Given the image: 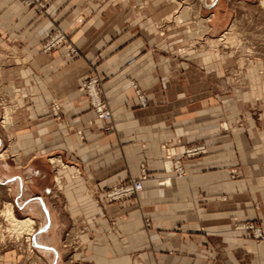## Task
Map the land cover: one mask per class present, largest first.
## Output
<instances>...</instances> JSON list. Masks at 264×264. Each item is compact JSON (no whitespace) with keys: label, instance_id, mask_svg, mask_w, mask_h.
Returning a JSON list of instances; mask_svg holds the SVG:
<instances>
[{"label":"crops","instance_id":"crops-1","mask_svg":"<svg viewBox=\"0 0 264 264\" xmlns=\"http://www.w3.org/2000/svg\"><path fill=\"white\" fill-rule=\"evenodd\" d=\"M177 10L168 0H49L40 16L20 0H0V74L28 100L15 115L12 149L29 160L25 170L4 164L0 184L14 188V204L27 216L46 218L44 234L51 236L42 250L50 255H39L47 264H71L63 238L76 222L88 228L77 256L82 264H264V240L236 229L253 223L264 231V120L254 110L262 77L256 69L248 72L249 90L216 87L232 59L193 50L179 57L187 27H154ZM226 16L212 28L215 35L227 29ZM55 31L67 36L78 56L66 47L42 52ZM94 74L104 80L112 131L96 122L79 90ZM130 79L147 107H139ZM52 103L62 107L63 125L50 116ZM242 120L246 125L237 126ZM3 143L0 136V149ZM197 145L207 154L185 158L187 173L179 177L165 148L181 157ZM57 155L80 171L77 179L73 170L60 173L77 220L54 208V172L46 173L42 162ZM142 165L144 190L133 199L99 207L82 193L102 197L111 186L141 178ZM49 205L51 229L50 216L41 215ZM0 264L22 262L11 252L0 253Z\"/></svg>","mask_w":264,"mask_h":264},{"label":"rangeland","instance_id":"rangeland-1","mask_svg":"<svg viewBox=\"0 0 264 264\" xmlns=\"http://www.w3.org/2000/svg\"><path fill=\"white\" fill-rule=\"evenodd\" d=\"M20 1L22 5H24L22 0ZM43 1L47 4L42 13L38 11L36 6H33V8L36 9L37 14L40 16L46 14L49 5V0ZM98 1L105 3L109 0ZM168 1L177 4V14L168 16L166 20L161 23H154V27L156 28V30L157 26L163 23L167 24V26L183 25L187 27V32L185 34L187 45L184 48L177 50V55L179 57H185L188 52H191V50H193L198 52L211 51L217 53L218 55L228 56L230 59H232L233 64L231 67L224 71L222 80H214V84L218 88L219 86L224 85L229 89L238 88L249 90L252 88L253 83L249 78H247V73L256 69L258 75H260L262 79L256 81L259 83V85L255 86V88H259L261 94L260 96H258L254 110L257 113L258 120L261 116L264 120V0H219L218 4L207 11V13L202 12V6L205 7L203 0ZM183 1H186L187 4H181ZM214 1L216 0H205V4L210 6ZM194 4L195 6H192ZM24 6L28 7L26 5ZM226 14H228L229 22L227 29L223 33L215 35L212 32V28L217 29V27L223 25V23L227 19ZM162 32H160L159 34L161 35ZM59 33H62L65 36L64 42L58 46L48 49L47 44L50 42L51 38ZM165 34L166 33L164 32V35ZM67 41V36L62 31H55L51 35H49L47 40L42 44V52L47 53L56 49L66 47L70 55L78 56V49L66 45ZM73 50L76 51V54L72 52ZM2 67L3 64L0 61V70ZM93 77H99L101 79L103 97L108 101L105 96L103 87L104 80L100 75H89L85 80L87 81ZM85 80L82 81L79 90H81V86ZM22 104L28 105V100L22 98L20 93L16 92V85L14 82L3 79L2 75L0 74V136L4 141L3 147L0 149L1 153H4V157L0 158V171H2V169L4 168V164H8L13 169L25 170L29 168V160H20L19 157H16V153L12 149L15 143V138L12 135L13 127L15 124V115L20 110V106ZM56 105L60 106L59 103H52L51 105H49L50 116L56 120L58 125H63L64 113L62 107L60 106V111L57 115L54 112V107ZM5 107H10L12 109L11 125H6L3 123ZM91 110L93 111L92 108ZM236 125L239 127H244L246 125L245 120L237 121ZM54 158L58 159V161L60 160L61 162L56 161L55 163H52L51 161ZM44 161L45 162L42 163L44 164L45 172L52 175V172H54V188L56 192L54 208L58 211L59 214H67L68 216L72 215V217L76 218L77 220L80 215L72 214L73 204L67 199L68 197L65 191L67 184L60 173L64 169H70L71 171L73 170L75 173L72 175V177H76L77 179L80 177L79 169L74 168V165L64 162L58 157V155L51 158L48 157ZM62 164H65V167ZM6 170L7 169L5 168L4 173L1 172L3 174H0V180H3L2 175H6ZM57 176L61 180L62 185L57 184ZM238 177V172L232 174V178L235 179ZM82 193L88 196L96 206L100 207L103 204V201H105L104 199H102V197L90 191L89 189L84 190ZM14 197L15 192L12 186H5L0 184V253L4 254L16 252L21 258L22 264H47L44 255H39L40 253H43L40 252V250L43 249V245L49 240L47 237L51 236V234H44L46 231V227H44L46 218L42 223V221H40V218H38L37 220L29 215V217L35 219L36 221V232L33 236H31V240H28V235L26 234H22L19 238L17 236V233L13 232V230L11 229L9 221L3 213L6 207L9 204H12L15 215L18 219H25L26 217H28L27 213H25L23 210H19L15 206ZM49 207L51 209L52 216H54L52 207L50 205ZM42 217L45 216L42 215ZM41 223L44 224V226H42L41 230L38 231ZM87 232L88 228H82V226H80L78 222L71 224V226L65 232L63 238V246L65 247V249H68L70 251L68 253V256L66 257V260L69 263L82 264V259L77 258V256L82 255L83 242L81 238L82 235ZM67 234H69V236H67ZM53 236L54 232H52V237ZM35 246L37 247L38 252L35 250ZM45 255L49 256L50 254ZM46 258L50 259L48 257Z\"/></svg>","mask_w":264,"mask_h":264},{"label":"built area","instance_id":"built-area-1","mask_svg":"<svg viewBox=\"0 0 264 264\" xmlns=\"http://www.w3.org/2000/svg\"><path fill=\"white\" fill-rule=\"evenodd\" d=\"M23 4L28 7L36 6L38 11H42L46 8V4L43 0H22ZM163 31L161 36H164ZM65 40V36L62 33L56 34L51 38L47 44L48 49L62 44ZM76 54V51H72ZM130 86L136 92L138 97L139 106L145 108L148 106V100L144 92L140 89L138 83L130 79ZM82 93L87 97L90 107L93 109L95 120L101 124L104 131H112L114 126L113 122V111L110 107V103L103 97V88L101 85V79L99 77H93L89 80H85L81 86ZM60 106L54 107L55 114L58 115ZM165 148V147H164ZM166 154L169 159L173 160L174 171L179 177L186 176V167L184 159H192L194 157L207 154V147L205 145L193 146L185 151L181 157H174L170 154L168 148H165ZM147 178V169L145 165L141 166V178H131L124 182L118 183L117 185L111 186L106 190L102 199L109 204L125 202L130 199L137 197L139 193L144 190L143 181ZM149 223V221L147 220ZM236 229L246 231L256 240H264V231L261 227L254 225L253 223H238ZM69 236V234H67Z\"/></svg>","mask_w":264,"mask_h":264},{"label":"bare ground","instance_id":"bare-ground-1","mask_svg":"<svg viewBox=\"0 0 264 264\" xmlns=\"http://www.w3.org/2000/svg\"><path fill=\"white\" fill-rule=\"evenodd\" d=\"M203 1H204L205 8H208V9H211L212 7L216 6V4H218V2H219V0H216V1L213 2L212 5L207 6L205 4V0H203ZM11 112H12V109L10 107H5V109H4V116H3V119H4L3 123L6 124V125H11L12 124L11 123L12 122V118H11L12 114H11ZM3 157H4V153H1L0 158H3ZM56 161L57 162H61L60 160L58 161V159H55V158L52 159L51 162L52 163H55ZM62 165L65 167V164H62ZM56 182H57V184L62 185L61 180L59 179L58 176L56 177ZM3 213H4V216L7 218V220L9 221V224H10L11 229L13 230V232L17 233V236L19 238H20V236L22 234H26V235H28V240H31V236H33L34 233L36 232L35 231L36 230L35 229V225H36L35 219H33V218L29 217V216L26 217L25 219H18L16 217V215H15V212H14V209H13V205L12 204H9L6 207V209L4 210ZM45 213L47 215V218H48V215L50 216L49 219L51 221L52 220V217H51V209H50V207L49 208H47V207L45 208ZM45 213L43 211L42 215L45 216ZM51 223H52V221L50 222V229H51ZM42 226H44V224L41 223L40 224V227H39L40 230H41ZM50 242H52V240H50ZM37 244H39V243H37ZM41 251L44 254H48V252H46L44 250H41Z\"/></svg>","mask_w":264,"mask_h":264}]
</instances>
